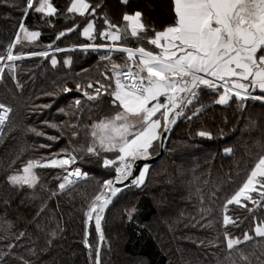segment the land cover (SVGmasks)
<instances>
[{"label":"trees","instance_id":"trees-1","mask_svg":"<svg viewBox=\"0 0 264 264\" xmlns=\"http://www.w3.org/2000/svg\"><path fill=\"white\" fill-rule=\"evenodd\" d=\"M51 2L57 14L45 17L34 8L25 16L26 0H0V54L5 53L20 32L21 21L41 35L35 42L22 39L13 49L15 53L52 50L48 47L50 44L64 49L60 53L49 52V57H23L15 61L16 80L8 70L0 80V103L13 109L10 122L0 136V258L3 264H95L99 233L94 220L87 230L84 213L98 183L111 178L114 170L103 166V155L91 156L81 148L89 143L87 126L113 114L115 109L106 95L99 101L87 102L75 85H86L90 80L106 82L102 73L106 64L110 68V62L100 60L107 54L104 50L85 52L69 47L87 43L81 37L85 18L94 20L99 32L106 27L105 16L123 27L125 13L141 11L144 23L156 30L171 23L174 16L172 0H160L165 4V18L158 17L154 0H89L100 7L95 15L89 12L85 17L67 13L71 0ZM74 24L81 25L78 31L57 39L59 32ZM20 35L23 37L22 32ZM151 35L154 33L149 32ZM93 43H101V38L97 36ZM124 43L131 47L141 43L149 46L145 40L138 42L131 37ZM52 54L58 60L55 67L51 64ZM69 57L71 65L64 64ZM112 60L124 64L126 59L114 53ZM17 81L22 88L16 86ZM65 85L72 91L62 92ZM75 98L82 99L83 113L66 116L57 111ZM216 98L212 90L202 92L189 106L187 116L177 120L163 156L148 165L145 182L123 189L114 198L101 222L104 240L100 264H230L233 259L237 264H264V238L256 237L253 232L254 226L264 220V209L250 201L247 204L251 211L228 205L226 214L239 218L236 226H227L228 231L241 239L244 231L255 237L231 250L228 259L229 250L223 236L226 198L242 185L258 157L264 155V102L248 100L241 105L233 100L228 105H219L215 103ZM45 104L51 107H42ZM200 105L205 110L193 116ZM44 121L79 124L76 129L79 135L72 137L71 129L63 124L60 129H53ZM33 127L46 135L29 131ZM201 130L212 135L201 137L197 134ZM61 131L59 140L48 139L60 135ZM225 148L232 151L225 152ZM61 149L68 152L76 149L78 159L74 167L87 172V178H73L76 182L62 192L58 190L61 182L58 177L66 173L61 169H38L41 180L34 189L14 187L8 182L7 177L21 172L26 161L60 153ZM157 153L158 142H155L151 156ZM253 195L258 198V193ZM86 230L91 254L84 244ZM20 233L24 235L17 240ZM9 244L14 247L9 249ZM240 252L248 257L247 261L240 260Z\"/></svg>","mask_w":264,"mask_h":264},{"label":"snow or ice","instance_id":"snow-or-ice-1","mask_svg":"<svg viewBox=\"0 0 264 264\" xmlns=\"http://www.w3.org/2000/svg\"><path fill=\"white\" fill-rule=\"evenodd\" d=\"M126 2V0H125ZM173 19L171 23L161 30L150 28L144 23L141 11L132 14L125 13L123 20L125 27L113 24L107 16L104 18L106 25L104 31H97L94 20L85 18L86 26L83 35L95 41L97 36L103 37L111 43H85L78 46L85 52L91 50L98 52L104 49L107 53L100 57L106 64L102 73L106 82L90 80L86 85L77 83L76 89L83 93L87 102L99 101L103 96H108L114 107L113 114L94 121L87 128L89 143L82 146L81 150L91 156L103 155V166L114 170L111 178L98 183V188L91 196L84 213L85 224L95 222V230L99 233L100 241L104 240L101 227L102 213L112 203L113 198L122 191L118 185L128 187L124 182L133 176V169L138 159L147 158L154 151L155 142L162 139L164 132L169 131L182 116H187L189 106L198 100L200 94L212 90L217 95L216 104L228 105L236 100L241 105L248 100L264 102V0H172ZM99 5L89 3V0H71L67 13L79 14L85 17L86 13L95 15ZM45 17L57 14L51 0H26L25 16L29 9H33ZM81 25H75L59 32L57 39L66 33L78 31ZM20 32L15 40L10 43L4 54H0V80H3L5 69L16 80L15 61L21 60L23 55L49 57L48 51L28 52L14 54L13 49L21 40L35 42L41 35L39 31L29 30L23 21L19 24ZM149 32L154 35L149 36ZM129 37L145 40L148 45L155 46L156 50L146 48L143 44L137 47L124 43ZM53 53L63 52L54 44L48 45ZM125 55L124 64L112 60L113 54ZM51 64L55 67L58 60L52 54ZM64 64L71 65V58H66ZM16 86L22 88L19 81ZM259 89L262 94L254 95V90ZM62 92L72 91L67 85ZM47 95H56L48 93ZM48 108L51 105L45 104ZM84 103L81 98L70 101L67 107H60L58 112L66 116H76L83 113ZM205 110L200 105L193 112V116ZM13 109L0 103V134L10 122ZM191 119V117H187ZM45 125L60 129L61 124L71 129L70 135H79L76 129L79 124L71 121H62L61 124L44 121ZM29 131L39 136H44V131L30 128ZM201 137H210V131L201 130L197 133ZM60 135L49 136L50 141H57ZM71 143V141H70ZM50 146V145H49ZM231 152V148H225ZM76 149L68 152L61 149L60 153L48 157L28 160L23 164L21 172L7 177L8 182L14 187L35 188L41 180L38 169H61L66 175L58 177L61 181L58 190L64 191L76 180L73 178H87L88 173L79 167H74L78 157ZM111 155L112 158H109ZM71 166V170H69ZM148 164L139 170V175L131 180L135 186L142 185L148 172ZM258 193V198L253 195ZM52 192V195H56ZM264 209V155L258 160L247 174L242 185L226 198L224 204V242L230 258L231 250L244 242L252 241L255 237L249 232H243V239L233 236L229 225L236 226L237 219L226 214L228 205H239L251 211L247 202ZM39 215V213H38ZM256 237L264 238V222L254 228ZM24 233H20L17 240ZM89 233L85 231L84 244L91 254L92 245L88 242ZM211 243V242H210ZM13 244L8 248L12 249ZM240 260L247 261L248 257L240 252ZM0 264H3L0 258ZM27 264V262H25ZM95 264H100V248H96ZM230 264H237L231 260Z\"/></svg>","mask_w":264,"mask_h":264},{"label":"water","instance_id":"water-1","mask_svg":"<svg viewBox=\"0 0 264 264\" xmlns=\"http://www.w3.org/2000/svg\"><path fill=\"white\" fill-rule=\"evenodd\" d=\"M23 57H26V56H23ZM175 124L171 125L170 130L164 132L163 135H162V139L159 140V141H157L158 142V153L157 154H155L154 156H150L148 158L138 159L136 161L135 167L133 169V173H134L133 176L130 177L129 180H127V181L124 182L125 184L128 185V187H135V185H132L131 184V180L134 179L135 176H138L139 175V170H141L143 168L144 164H148V165L149 164H152V163L156 162L157 160H159L163 156L164 149H165V144H166L167 139H168V137H169V135H170V133H171V131H172V129H173V127H174ZM118 186L121 187L122 190L125 189V188H127V187H124L123 185H118ZM114 198H113V200H114ZM109 206H108V208H109ZM107 209H105L104 213H102V216H104V214L106 213ZM98 247L100 248V251H101L102 241H100V240H99V243H98Z\"/></svg>","mask_w":264,"mask_h":264},{"label":"crops","instance_id":"crops-1","mask_svg":"<svg viewBox=\"0 0 264 264\" xmlns=\"http://www.w3.org/2000/svg\"><path fill=\"white\" fill-rule=\"evenodd\" d=\"M70 4H71V2L69 3V6H70ZM173 6V5H172ZM132 13H134V12H132ZM132 13H128V14H132ZM78 14V13H77ZM174 14V13H173ZM125 22V21H124ZM125 25H126V22L124 23V26L123 27H125ZM85 26H86V24H85ZM165 26H167V25H165ZM122 27V28H123ZM35 31V30H34ZM83 28L81 29V37L83 38V39H85L86 41H87V43H93V40H90L88 37H85L83 34ZM101 38V43H105V42H107V43H111L110 41H105L104 40V38L103 37H100ZM38 39V38H37ZM29 42V41H28ZM72 48H79V47H72ZM146 48H150V49H152V50H156L155 49V46H151V45H149L148 47H146ZM101 50H104V49H101ZM105 51V50H104ZM125 56V55H124ZM125 59H126V57H125ZM125 63V62H124ZM253 94H262L261 93V91L259 90V89H256V90H254V93ZM150 157V156H149ZM148 158V157H147ZM262 222H264V220L263 221H261L260 223H262ZM257 224H259V223H257ZM256 224V225H257ZM255 225V226H256ZM255 226H254V228H255ZM253 232H254V229H253ZM255 234V233H254Z\"/></svg>","mask_w":264,"mask_h":264},{"label":"rangeland","instance_id":"rangeland-1","mask_svg":"<svg viewBox=\"0 0 264 264\" xmlns=\"http://www.w3.org/2000/svg\"><path fill=\"white\" fill-rule=\"evenodd\" d=\"M155 1V10H156V13L158 14V17L159 18H165L167 17V12H166V8H165V4L161 3L160 0H154ZM18 33V32H17ZM16 37V35H15ZM15 37L13 39V41L15 40ZM74 47V46H72ZM72 47H69L72 49ZM63 49V48H62ZM48 52H52V50H47ZM39 52V51H38ZM14 54H17L13 51ZM19 54V53H18ZM23 56H27V55H23ZM151 156V155H150ZM103 217V216H102ZM102 222V221H101ZM88 226L89 224L87 225V230H88Z\"/></svg>","mask_w":264,"mask_h":264},{"label":"built area","instance_id":"built-area-1","mask_svg":"<svg viewBox=\"0 0 264 264\" xmlns=\"http://www.w3.org/2000/svg\"><path fill=\"white\" fill-rule=\"evenodd\" d=\"M5 70H7V69H5ZM0 136H1V134H0Z\"/></svg>","mask_w":264,"mask_h":264}]
</instances>
